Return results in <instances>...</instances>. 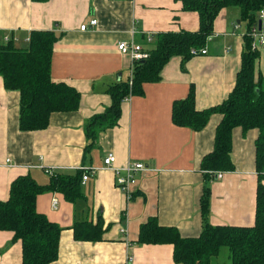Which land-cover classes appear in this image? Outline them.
I'll list each match as a JSON object with an SVG mask.
<instances>
[{
	"label": "crops",
	"instance_id": "crops-1",
	"mask_svg": "<svg viewBox=\"0 0 264 264\" xmlns=\"http://www.w3.org/2000/svg\"><path fill=\"white\" fill-rule=\"evenodd\" d=\"M92 19L97 20L96 27L79 29ZM198 29V14L184 10L183 0H0V45L7 37L23 48L32 32L53 31L57 39L50 77L80 96L77 110L52 113L45 129L21 131L20 93L7 90L0 76V202L8 200L10 186L19 176L30 175L45 186L50 169L62 175L77 171H82L81 177L87 175L74 201L56 192L36 198L37 212L62 229L57 258L50 264H123L128 256L131 264H177L171 244L136 243L140 226L150 217L160 226L175 228L183 238L198 237L207 225H254L258 131L234 128L233 171L204 172L201 162L213 151L222 115L211 114L200 131L172 121L173 104L190 94L195 110L205 111L221 105L232 92L247 31L236 7L222 9L214 20L205 55H190L186 61L170 57L160 79L123 99L116 125L99 132L87 148L86 124L110 107L108 89L128 81L132 73L131 60L118 52L117 43L133 42L149 53L159 34ZM256 51L260 54L257 74L264 68V48ZM108 153L115 155L117 173L104 167ZM135 163L145 169L134 173L133 197L127 200L116 179ZM217 172L223 173L221 179L216 178ZM53 198L58 201L56 209L51 208ZM99 220L104 230L99 241L74 237L75 222L95 225ZM21 261L20 241L14 240L13 232L0 231V264ZM217 264H230L228 255Z\"/></svg>",
	"mask_w": 264,
	"mask_h": 264
},
{
	"label": "trees",
	"instance_id": "trees-1",
	"mask_svg": "<svg viewBox=\"0 0 264 264\" xmlns=\"http://www.w3.org/2000/svg\"><path fill=\"white\" fill-rule=\"evenodd\" d=\"M232 7L239 9L240 19L247 27L243 36L242 65L232 92L221 105L205 111L195 110L194 97L190 94L173 104L172 121L175 125L200 131L211 114L222 115L216 128L213 151L201 162L204 172L233 171L234 128L241 127L244 132L250 129L258 131L255 159L259 177L254 225H207L198 237L183 238L175 228L160 226L155 217H150L140 226L136 243L171 244L177 264H211L222 248L227 249L230 264H264V68L256 74L255 64L260 54L251 50L252 38L249 35L254 27L258 30V22L263 19L259 18V12L264 11V0H183V9L199 16L198 31L159 34L148 58L133 64L131 86L126 81L110 87V107L91 118L85 126L86 137L90 140L88 148L99 132L116 125L120 103L125 97L142 93L145 83L158 81L170 57L177 55L186 61L190 58L191 49L204 47L213 33L214 20L220 11ZM56 39L53 31H34L26 47H16L11 39L0 45V76L4 86L20 93L21 131L45 129L52 113L71 112L79 107V93L64 83L53 82L50 77L52 47ZM81 174L82 171L74 175L54 173L45 186L25 175L11 184L8 200L0 202V231L13 232L14 240L20 241L21 264H50L56 260L62 229L37 212L36 198L45 192H56L67 201L76 200L80 195ZM207 197L208 191L202 199L204 213ZM102 227L100 220L95 225L90 221L75 222L74 237L81 241H99L104 232Z\"/></svg>",
	"mask_w": 264,
	"mask_h": 264
},
{
	"label": "built area",
	"instance_id": "built-area-1",
	"mask_svg": "<svg viewBox=\"0 0 264 264\" xmlns=\"http://www.w3.org/2000/svg\"><path fill=\"white\" fill-rule=\"evenodd\" d=\"M264 17V11L259 12V18L262 19ZM97 26V20L92 19L90 20L87 24H82L80 25V30L85 31L89 27H96ZM250 37L252 38L251 42V50L256 51L258 47L264 48V34L260 33L259 30H257V27H254L251 32H250ZM9 38L5 37L4 41L7 42ZM117 50L120 54L122 55H127L129 56L131 63H132V68L133 64L137 61L147 59L149 56V53L145 51L140 45L135 44L133 42H125V41H120L117 43ZM226 53L228 50L225 51ZM207 53L206 47H203L201 49H191L190 50V55L197 56V55H205ZM132 70V69H131ZM132 84V73L130 74V77L128 79V85L131 86ZM130 95L125 97L124 100L130 99ZM115 155L112 153H108L107 156L103 160L104 167L107 169H112L116 173L118 172L117 169L114 168V163H115ZM144 166L141 163H135V164H128L124 169L123 175L118 176L116 179V186L124 192V194L127 197V200H131L133 197V193L131 190V187L135 185L136 181L134 179V173L136 171H144ZM54 170L50 169L48 171V175L53 176L54 175ZM223 176L222 172H217L216 178L221 179ZM87 179V175L85 174L82 177V180L85 181ZM57 199L53 198L51 201V208L56 209L57 208ZM121 233H124V230L121 229ZM132 257L128 256L124 260L123 264H131L132 263Z\"/></svg>",
	"mask_w": 264,
	"mask_h": 264
},
{
	"label": "rangeland",
	"instance_id": "rangeland-1",
	"mask_svg": "<svg viewBox=\"0 0 264 264\" xmlns=\"http://www.w3.org/2000/svg\"><path fill=\"white\" fill-rule=\"evenodd\" d=\"M262 21H263V23H264V18L262 19ZM264 25V24H263ZM263 30H264V27H263ZM262 32V31H261ZM227 255H228V252H227V249L226 248H222L221 250H220V253H219V255H218V257L217 258H214V259H212V263L213 264H217V262L218 263H223V262H225L226 261V257H227ZM228 261V260H227Z\"/></svg>",
	"mask_w": 264,
	"mask_h": 264
},
{
	"label": "water",
	"instance_id": "water-1",
	"mask_svg": "<svg viewBox=\"0 0 264 264\" xmlns=\"http://www.w3.org/2000/svg\"><path fill=\"white\" fill-rule=\"evenodd\" d=\"M261 25H262V22L259 21V22H258V30H259V31H261Z\"/></svg>",
	"mask_w": 264,
	"mask_h": 264
}]
</instances>
